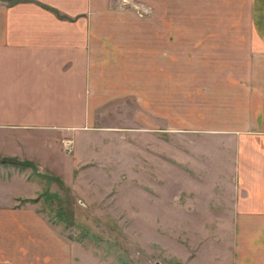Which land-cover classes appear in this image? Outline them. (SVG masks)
<instances>
[{"label":"rangeland","instance_id":"1","mask_svg":"<svg viewBox=\"0 0 264 264\" xmlns=\"http://www.w3.org/2000/svg\"><path fill=\"white\" fill-rule=\"evenodd\" d=\"M250 1L118 0L138 22L99 105L61 140L59 174L31 168L77 264H230L232 212L264 201V60L235 47Z\"/></svg>","mask_w":264,"mask_h":264},{"label":"crops","instance_id":"2","mask_svg":"<svg viewBox=\"0 0 264 264\" xmlns=\"http://www.w3.org/2000/svg\"><path fill=\"white\" fill-rule=\"evenodd\" d=\"M250 2L251 34L236 35L235 47L264 60V0ZM127 12L118 0H0V264L80 259L81 249L32 204L41 186L31 168L61 171V140L88 124L100 74L126 50L125 28L137 25L116 18ZM259 121L264 135V117ZM250 205L231 214L230 264H264V201ZM226 263L219 257L209 264Z\"/></svg>","mask_w":264,"mask_h":264},{"label":"built area","instance_id":"3","mask_svg":"<svg viewBox=\"0 0 264 264\" xmlns=\"http://www.w3.org/2000/svg\"><path fill=\"white\" fill-rule=\"evenodd\" d=\"M123 3H126V1H123ZM63 147H64L67 155H71V153H72V142L71 141L63 142Z\"/></svg>","mask_w":264,"mask_h":264},{"label":"trees","instance_id":"4","mask_svg":"<svg viewBox=\"0 0 264 264\" xmlns=\"http://www.w3.org/2000/svg\"><path fill=\"white\" fill-rule=\"evenodd\" d=\"M36 201H32V203H35Z\"/></svg>","mask_w":264,"mask_h":264}]
</instances>
